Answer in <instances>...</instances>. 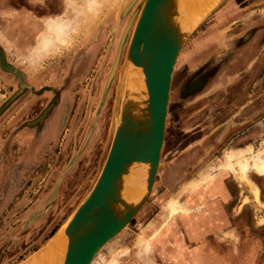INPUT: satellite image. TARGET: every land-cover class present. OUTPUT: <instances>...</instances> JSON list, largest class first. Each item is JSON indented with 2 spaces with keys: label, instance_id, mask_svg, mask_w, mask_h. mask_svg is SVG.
I'll return each mask as SVG.
<instances>
[{
  "label": "rangeland",
  "instance_id": "1",
  "mask_svg": "<svg viewBox=\"0 0 264 264\" xmlns=\"http://www.w3.org/2000/svg\"><path fill=\"white\" fill-rule=\"evenodd\" d=\"M143 1L87 12L85 0H70L61 38L47 23L12 40L0 31V264L39 252L95 184L128 101L127 50ZM194 24L172 74L152 193L92 264H170L171 222L186 211L170 214L167 201L202 172L240 178L221 166L226 152L260 154L264 162V0H217ZM246 181L255 201L243 229L222 246L224 264H264V183L256 197Z\"/></svg>",
  "mask_w": 264,
  "mask_h": 264
},
{
  "label": "water",
  "instance_id": "2",
  "mask_svg": "<svg viewBox=\"0 0 264 264\" xmlns=\"http://www.w3.org/2000/svg\"><path fill=\"white\" fill-rule=\"evenodd\" d=\"M168 3L169 0H144L142 3L127 59L133 69L134 66L143 69L146 90L141 86L133 92L126 91L128 101L122 107L101 172L87 197L68 219L64 230L67 247L63 264H91L98 252L129 224L152 193L164 140L172 74L189 34H181L170 24ZM128 28L129 23L121 44ZM118 55L119 51L110 77L117 66ZM10 69L23 77L13 67ZM197 82L196 88L202 80ZM134 109L139 118L133 116ZM134 163L149 165L141 178L145 195L137 205L124 202L119 195V181ZM114 204H119L118 212H114Z\"/></svg>",
  "mask_w": 264,
  "mask_h": 264
},
{
  "label": "crops",
  "instance_id": "3",
  "mask_svg": "<svg viewBox=\"0 0 264 264\" xmlns=\"http://www.w3.org/2000/svg\"><path fill=\"white\" fill-rule=\"evenodd\" d=\"M69 1L0 0L1 36L12 40L25 29L29 32L35 27L45 26L46 23L47 26L50 24L51 28L57 29L64 21V18L61 19V13L64 12L65 6H70ZM232 176L211 174L206 184L199 186L187 197V211L183 215H177L175 222H171L170 264L226 262L220 252L224 249L222 246L230 236H236L237 230L243 229L245 220L242 215L247 208H252L251 201H255L250 184L240 178L230 179ZM176 178L177 180H173L176 189L174 193L184 181L183 176ZM247 179L257 188L258 197H261L264 175L254 173L247 175ZM245 198L247 201H244ZM256 222L253 221L255 227L258 226Z\"/></svg>",
  "mask_w": 264,
  "mask_h": 264
},
{
  "label": "bare ground",
  "instance_id": "4",
  "mask_svg": "<svg viewBox=\"0 0 264 264\" xmlns=\"http://www.w3.org/2000/svg\"><path fill=\"white\" fill-rule=\"evenodd\" d=\"M116 1L117 0H85L84 11L89 10L87 12H97L102 8H105L103 7L104 3L111 4L112 6L114 3H116ZM216 1L217 0H169L167 11L170 14V24H172L173 27H175L181 34H185L186 32L188 33L197 24L196 23L193 25V23L197 22L198 19L200 20V18H202V16L206 13L209 8V4L215 3ZM81 8L83 9V6ZM137 14H139V11L135 13V16H137ZM85 21H87V19H85ZM128 23L130 26L131 21ZM56 30L59 32L57 37L61 38V31L63 29L59 27ZM134 67V72H130L129 70L125 69L126 71L130 72L131 75H129L126 80H124V91L129 89L131 92H133L141 86L146 90L143 69L141 67ZM197 83L198 82H196L195 85H197ZM133 116L139 118V113L135 109L133 111ZM246 153L247 151L243 150L238 152H226L223 156V162L221 166L224 168H233L235 171H237L240 179L244 181L247 180L246 171H248L249 168L253 169L259 175H264V162L262 156L260 154H253V157L249 159L246 156ZM148 167L149 165L145 163H134L133 166L129 168L127 173L124 174L122 180L119 181V195L124 202L132 205H137L139 202H141L145 195L141 178L143 176V170H145L146 173ZM210 178L211 173L207 174L206 172H202L199 179H197V182L191 185L189 190L181 189L175 198L169 199L166 204V208L168 209L169 213L175 214L176 212L187 211L185 206L186 204L182 203V199L186 196V194L196 190L199 186L206 184ZM253 188L255 196L258 197L257 189L254 186ZM120 209L121 208L119 204L113 205L114 212ZM68 222L69 220L65 223L64 227L58 234H55L51 240L46 242L42 250L37 252L34 256L22 264H63L67 247V236L65 235L64 230Z\"/></svg>",
  "mask_w": 264,
  "mask_h": 264
},
{
  "label": "flooded vegetation",
  "instance_id": "5",
  "mask_svg": "<svg viewBox=\"0 0 264 264\" xmlns=\"http://www.w3.org/2000/svg\"><path fill=\"white\" fill-rule=\"evenodd\" d=\"M1 54H4V53H3L2 49L0 48V55H1ZM195 83H196V82H195ZM195 83H194V84H195ZM194 84H193V85H194Z\"/></svg>",
  "mask_w": 264,
  "mask_h": 264
}]
</instances>
